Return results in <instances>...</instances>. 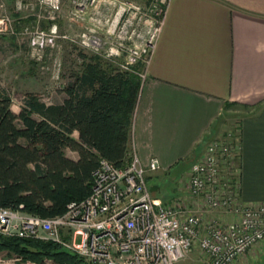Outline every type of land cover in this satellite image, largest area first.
Wrapping results in <instances>:
<instances>
[{"label":"built area","instance_id":"obj_1","mask_svg":"<svg viewBox=\"0 0 264 264\" xmlns=\"http://www.w3.org/2000/svg\"><path fill=\"white\" fill-rule=\"evenodd\" d=\"M59 1L51 0L56 12ZM167 1L159 0L163 12ZM131 8L129 18L120 19L125 9L117 13L115 22L122 21L119 39L104 56L119 59V66L128 70L138 62L146 65L161 24L143 18L141 7ZM7 22L0 18V32L7 30ZM77 38L82 47L92 42L85 33ZM144 66L135 72L141 81ZM238 154L236 131H227L209 140L189 165L182 198L203 203L211 213L206 220L182 202L164 203L148 180L159 169L158 159L143 164L131 151L123 167L100 158L89 195L69 202L60 215L39 217L0 207V234L54 242L86 264H184L194 247L203 255L202 264H232L264 241V204L248 206L238 198Z\"/></svg>","mask_w":264,"mask_h":264},{"label":"crops","instance_id":"obj_2","mask_svg":"<svg viewBox=\"0 0 264 264\" xmlns=\"http://www.w3.org/2000/svg\"><path fill=\"white\" fill-rule=\"evenodd\" d=\"M144 71L129 142L140 162L188 172L235 111L238 198L264 204V0H168ZM248 256L264 264V241Z\"/></svg>","mask_w":264,"mask_h":264},{"label":"trees","instance_id":"obj_3","mask_svg":"<svg viewBox=\"0 0 264 264\" xmlns=\"http://www.w3.org/2000/svg\"><path fill=\"white\" fill-rule=\"evenodd\" d=\"M93 57L95 63H86L62 89L58 103L27 95L16 113L10 98L0 94V207L60 215L69 202L89 195L100 158L117 167L130 160L140 79L134 70L114 72L111 63L102 69ZM0 251L35 264H86L76 253L34 238L0 234Z\"/></svg>","mask_w":264,"mask_h":264},{"label":"rangeland","instance_id":"obj_4","mask_svg":"<svg viewBox=\"0 0 264 264\" xmlns=\"http://www.w3.org/2000/svg\"><path fill=\"white\" fill-rule=\"evenodd\" d=\"M132 5L141 7L143 18H151L153 25L161 21L163 4L159 0H60L58 12L52 8L51 0H0V18L8 20L7 30L0 32V94L10 98L11 109L17 113L27 95L36 96L46 104L58 103L64 96L62 89L66 84L86 63H95L93 55L98 57L96 63L102 69L111 63L114 72L128 70L119 66V59L110 60L104 56L109 44L119 39L122 21L115 22L117 13L125 9L120 19L131 17ZM82 33L92 40L86 47L78 42L77 37ZM137 64L129 70L141 71ZM56 70L59 78H56ZM235 113L225 116L223 131L238 128L237 120L241 116ZM187 168L188 161H183L171 173L157 171L148 180L158 186L156 195L164 203L177 206L182 202L189 208L187 210H194L206 220L211 213L203 203L182 198L187 188ZM251 250L241 261L238 257L232 264H262L261 261L253 262L250 256L245 257ZM202 262V253L194 247L184 264ZM25 263L34 262L0 251V264ZM45 264L54 263L46 260Z\"/></svg>","mask_w":264,"mask_h":264},{"label":"water","instance_id":"obj_5","mask_svg":"<svg viewBox=\"0 0 264 264\" xmlns=\"http://www.w3.org/2000/svg\"><path fill=\"white\" fill-rule=\"evenodd\" d=\"M150 190H151V191H155V190H156V186H155V185L151 186V187H150Z\"/></svg>","mask_w":264,"mask_h":264}]
</instances>
